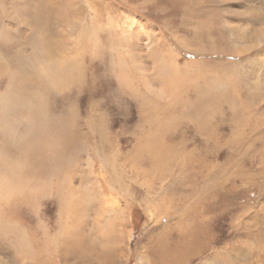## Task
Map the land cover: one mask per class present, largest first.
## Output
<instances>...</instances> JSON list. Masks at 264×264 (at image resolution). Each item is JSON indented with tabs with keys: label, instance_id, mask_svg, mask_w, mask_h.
<instances>
[{
	"label": "rangeland",
	"instance_id": "1",
	"mask_svg": "<svg viewBox=\"0 0 264 264\" xmlns=\"http://www.w3.org/2000/svg\"><path fill=\"white\" fill-rule=\"evenodd\" d=\"M262 34L264 0H0V264H264Z\"/></svg>",
	"mask_w": 264,
	"mask_h": 264
},
{
	"label": "bare ground",
	"instance_id": "2",
	"mask_svg": "<svg viewBox=\"0 0 264 264\" xmlns=\"http://www.w3.org/2000/svg\"><path fill=\"white\" fill-rule=\"evenodd\" d=\"M262 35H264V34H262ZM58 69H59V71H61L62 73H64L66 76H67V74H71V70H72V66L70 67L68 64H67V66H64L63 64L62 65H59V67H57ZM49 75H50V77H51V79L53 80V81H56V80H58V78H59V75H58V73H56V71H51L50 73H49ZM41 107V106H40ZM35 109H36V107H35ZM42 109V108H41ZM30 188V187H29ZM6 191H7V189H5ZM26 191V190H25ZM31 192H33L32 191V189H31ZM35 192V191H34ZM58 193V192H57ZM36 194V193H35ZM28 197V196H27ZM19 242H20V240H19Z\"/></svg>",
	"mask_w": 264,
	"mask_h": 264
}]
</instances>
